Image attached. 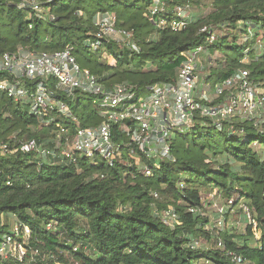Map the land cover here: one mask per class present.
Listing matches in <instances>:
<instances>
[{"label": "trees", "instance_id": "trees-1", "mask_svg": "<svg viewBox=\"0 0 264 264\" xmlns=\"http://www.w3.org/2000/svg\"><path fill=\"white\" fill-rule=\"evenodd\" d=\"M25 1L0 0V53L21 47L55 52L71 46L80 66L101 83L110 87L129 82L141 95L156 83L175 81L183 53L203 45L213 54L222 53L206 84L215 75L221 82L242 68L264 90V0H212L207 15L188 18L179 30L157 26L156 18L172 20L178 6L191 8L200 0H161L166 11L155 17L150 13L155 0H38L54 15L50 22L20 8ZM102 12L115 16L117 28L133 31L140 51L108 39L96 50L87 46V39L95 40L94 19ZM205 25L216 33L222 26L226 29L209 42L200 32ZM105 51L112 59L104 57ZM8 77L0 71V80ZM86 98L92 99L78 94L64 100L82 126H96L103 120V110L84 106ZM54 116V122L43 123L0 92V141L14 148L21 140L34 138L55 148L61 128L74 134L76 123L61 114ZM118 129L114 126L113 136L121 156L113 165L99 157L81 158L75 166L41 163L37 152L0 154V236L13 225L8 217L28 226L32 235L25 243L26 259L38 251L35 264H237L236 255L244 258L242 264H264V123L260 127L254 119H230L221 131L211 119L197 115L193 128L172 139L176 161H165L149 176L143 173L144 155L130 157L129 140ZM213 188L226 202L232 200L230 210L250 208L258 223L257 231L246 227L254 244L225 228L218 236L224 248L218 243L216 248L189 246L194 238L211 235L205 229L210 220L203 194ZM169 206L181 218L174 229L155 213ZM191 207L201 211L192 213ZM0 264L24 262L10 258L0 259Z\"/></svg>", "mask_w": 264, "mask_h": 264}, {"label": "built area", "instance_id": "built-area-1", "mask_svg": "<svg viewBox=\"0 0 264 264\" xmlns=\"http://www.w3.org/2000/svg\"><path fill=\"white\" fill-rule=\"evenodd\" d=\"M27 8L42 20L53 21L54 15L38 0H28L19 4ZM166 11L161 0H155L150 13L152 17ZM176 17L168 20L158 16L157 26L171 27L179 30L188 24L187 7L178 6ZM81 14V13H80ZM115 16L110 12L96 15L94 22L98 27L95 40L87 39L91 49L100 47L103 39L124 43L134 51H140L133 31L119 29L115 26ZM32 27V25H30ZM201 33L208 36L209 42L217 40L218 35L211 26H203ZM206 48L201 45L183 53V62L178 76L173 82L156 83L149 87L148 93L138 94L137 88L122 82L114 86H106L90 70L80 66L72 54V47L55 52H37L21 47L15 52L0 53V71L9 77L0 80V92L7 94L15 102L26 104L30 113L41 122L50 124L55 121V113L64 115L76 123L74 134L62 127L55 148L44 147L36 139L21 140L17 147L11 148L8 142L0 141V154H14L17 151L37 152L42 162L68 164L77 166L81 158L94 160L99 157L109 165L121 156V146L114 140L113 128L118 126L120 133L129 140L128 154L141 153L145 157L143 173L147 176L154 168H160L165 161L175 162L172 152V139L176 133H184L195 126L196 116L208 117L218 130H223L225 122L241 116L242 121L253 120L264 110V90L250 79L247 69L239 68L225 80L214 87V94L199 91L202 80L199 73V54ZM54 83V87L53 84ZM210 89L209 85L206 84ZM91 96L94 105L103 110V120L96 126H82L74 116L70 106L64 100L75 99L77 95ZM63 96V97H62ZM231 133H236L230 129ZM241 133L244 129L241 128ZM11 138H16L12 135ZM158 197L157 192H153ZM226 205L232 206V200ZM192 213L200 212V208L191 207ZM222 217L224 208L220 209ZM242 212L248 217L249 224L257 231V220L246 205ZM162 221L174 229L181 224V218L175 207L169 206L162 213L155 211ZM226 214V213H225ZM51 226L48 225V228ZM216 233L225 230V221L221 218L213 228H206ZM32 233L28 226L14 222L9 232L0 236V259L13 258L24 264H35L38 251L32 252L29 259L27 247ZM189 246L201 248L202 243L193 239ZM218 246L225 243L219 238ZM233 260L237 264L245 262L236 255Z\"/></svg>", "mask_w": 264, "mask_h": 264}, {"label": "rangeland", "instance_id": "rangeland-1", "mask_svg": "<svg viewBox=\"0 0 264 264\" xmlns=\"http://www.w3.org/2000/svg\"><path fill=\"white\" fill-rule=\"evenodd\" d=\"M211 1L212 0H200L198 3H194L191 5V8H187V12L189 14V18L191 19H196L200 16L207 15L212 7H211ZM226 29V26H222V31L224 32ZM222 31H217V34L223 33ZM104 57L107 59H112L111 54L108 51H105L103 53ZM222 57V53L219 51L215 52L214 54L209 52L207 49L199 54V67H198V73L202 80L200 81L199 84V91L203 90H208L209 93L214 94V87L218 83L217 81V76H213L210 80L209 83H207L210 87V89L207 88L206 86V76L210 72V68L214 69L220 65L219 63V58ZM83 105L86 107H91L94 105L93 99H88L86 98L83 101ZM28 107L26 104H22V110H27ZM235 120H241V116H237L234 118ZM254 120L259 124L261 127L264 123V110L258 113ZM216 132H218L216 130ZM257 149L261 152L262 147L257 145ZM133 158L138 159V155L134 154L132 155ZM48 162V161H47ZM233 165H237L234 162L232 163ZM227 200L223 195L219 193V191L216 188L209 189L203 194V204L204 207L206 208L205 214L209 217L210 222L208 223L206 228H213L216 226V223L223 218L225 221V228L231 233H234L236 236L239 237H244L248 238L252 244L255 243V238L249 237L247 235V225L249 224L248 217L242 212V211H235V210H230V205H226L225 203ZM224 208V215L222 217V212L220 209ZM226 213V214H225ZM8 220L11 221L10 223L14 224V221H16L15 217H8ZM211 236V237H210ZM198 239L202 243V247H218V236L216 233H212L209 235V239H206V237L201 236ZM238 242H241L238 240Z\"/></svg>", "mask_w": 264, "mask_h": 264}]
</instances>
